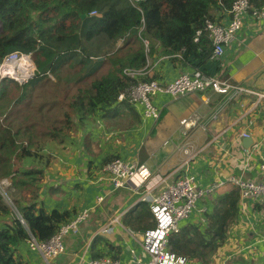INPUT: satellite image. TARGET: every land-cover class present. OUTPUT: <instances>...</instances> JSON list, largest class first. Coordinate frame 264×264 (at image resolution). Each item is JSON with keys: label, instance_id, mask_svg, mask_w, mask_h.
<instances>
[{"label": "crops", "instance_id": "0c3cea01", "mask_svg": "<svg viewBox=\"0 0 264 264\" xmlns=\"http://www.w3.org/2000/svg\"><path fill=\"white\" fill-rule=\"evenodd\" d=\"M213 13L220 23L228 21L225 11ZM120 45L121 41L116 42L117 47ZM212 62L218 68L215 74L246 88L264 91V20H255L247 14L223 56ZM191 71L161 54L155 44L147 57L145 76L171 81ZM153 102L160 110L157 120L143 118L137 104L117 102L120 104L98 110L81 122L75 116V127L62 142H48L57 147L49 151L54 160L35 161V166L44 171L39 184V205L46 211L66 210L70 218L83 209H90L91 213L80 224L79 233L63 237L64 253L49 261L22 242L15 255L23 264H87L96 257L129 264L132 259L146 255L129 230L141 234L146 221H149L146 228H152V213L149 208L150 215H145L144 208L135 211L137 195L127 188L112 189L109 176L101 168L113 158L131 160L158 175L152 193L173 181L183 169L201 185L231 175L253 181L261 179L264 100L243 94L226 102L221 95L206 90L178 98L157 94ZM215 109H220L218 117L201 127L200 123ZM187 117L195 118L197 124L184 133L179 121ZM241 132H247L250 143L239 138ZM186 150L193 154L192 159L185 154ZM232 187L226 184L212 197L201 199L182 225L205 227V214L212 209L213 197ZM101 195L104 201L96 205V198ZM238 206L235 223L209 261L188 260L180 264H264V210L252 199H240ZM116 209L128 211L121 224L106 227Z\"/></svg>", "mask_w": 264, "mask_h": 264}, {"label": "trees", "instance_id": "16d2710c", "mask_svg": "<svg viewBox=\"0 0 264 264\" xmlns=\"http://www.w3.org/2000/svg\"><path fill=\"white\" fill-rule=\"evenodd\" d=\"M232 1L135 0L134 3L131 0H0V63L11 53L31 54L41 75L47 71L54 72L60 63L75 55L58 56L56 43L66 38H73L65 49L67 51H79L78 45L100 35H104L111 44V49L102 55L87 54L78 59L84 66L92 67L86 77L99 72L105 63L109 67L105 73L79 84L68 103L70 110L63 114L57 125L42 131L37 139H33L30 132L28 144L18 142L19 132L4 125L6 121L0 119V178L7 179L9 184L5 192L11 200V204L6 202L0 194V264H23L15 255L22 242H26L30 236L37 241H47L61 224L71 219L66 210L46 211L39 205V184L44 171L35 166L38 157L34 155L31 145H39L38 148L43 149L47 141L62 142L75 127V116L81 122L98 110L128 103L127 100L117 103L118 94L135 82L122 73L123 69L145 68L155 44L159 45L161 54L191 70L215 74L218 68L210 58V40L205 31H202L197 42L194 36L197 30L203 29L206 19H215L214 10L226 11ZM249 3L260 8L264 0H249ZM93 10L100 16L88 15ZM81 22L88 25L84 40L78 37ZM144 39L148 41L147 50ZM118 41H121V45L117 47ZM36 81L32 84L35 85ZM10 86L20 85L11 80H4L0 84V115L7 112L9 102L4 100ZM27 88L25 84L21 85V93L13 102L14 107L27 98ZM25 157L32 161L29 167L15 165ZM239 200L236 187L213 197L212 209L205 214V227L187 223L181 226L179 233L169 236L171 253L185 261H209L224 243L231 225L237 219ZM141 208H144L145 215H150L145 202L134 210Z\"/></svg>", "mask_w": 264, "mask_h": 264}, {"label": "built area", "instance_id": "2783aa9c", "mask_svg": "<svg viewBox=\"0 0 264 264\" xmlns=\"http://www.w3.org/2000/svg\"><path fill=\"white\" fill-rule=\"evenodd\" d=\"M228 14V21L223 24L216 19H206L203 29L196 31L194 41L197 42L202 31H205L207 38L212 45L210 58L212 60L220 59L229 44L235 39L238 31L241 29L244 17L249 14L255 20H264V5L260 8L254 7L249 0H233L229 9L225 11ZM90 16H96L95 10L90 11ZM145 49H148V41L143 40ZM27 56L29 54H20ZM20 56V57H21ZM167 56V55H165ZM179 56V55H178ZM11 57L19 59L17 53L7 55L0 63V84L4 80L15 81L22 84L24 75L17 71V67L5 68L3 65ZM169 57V56H168ZM124 75L135 80L131 86L117 96V102L127 100L132 105L141 107L143 118L157 120L160 116V110L154 104L153 99L157 94H168L171 98L187 96L189 94L205 92L211 90L221 95L225 101L237 100L241 95L254 96L256 100H264V91H257L244 87L241 84L232 83L223 78L220 74H205L200 70H192L190 73H181L171 81H164L158 78L146 79L145 68H124ZM46 74L51 76L47 71ZM220 109H215L200 126L205 128L208 123L214 121L219 115ZM179 124L183 127L182 132L197 124L195 118H182ZM248 137L247 132H241L239 138ZM216 139V138H215ZM188 158L192 159L193 154L185 151ZM261 179L253 181L238 176H228L209 184H198L191 174L185 169L178 171V175L173 181L163 187L160 191L152 193V188L157 182L158 175L143 170L141 165H137L131 160H125L119 157L113 158L102 166V170L109 176L110 184L113 190L127 188L131 193L137 195V205L133 209H139L140 204L145 202L152 213L154 226L146 228L149 221L144 223L145 229L141 232L142 239H139L138 232L129 230V233L142 246L145 256L134 258L129 264H180L185 262L183 258H177L170 251L168 243L169 236L180 232L182 223L185 222L191 213L197 207V203L203 198L212 197L215 192L226 184H230L239 190L240 199H252L259 203L264 210V152L259 162ZM5 180L8 183L7 179ZM5 182H0V194L4 200L11 204V200L4 187L8 186ZM104 201V196L96 198V205ZM127 209L115 210L108 219L107 226L121 224V218L126 215ZM90 209L78 211L75 216L67 222L60 225L47 241H37L30 236L26 241L29 249L39 251L46 261L63 254L65 251L63 237L68 234L79 233L80 224L89 218ZM21 222L23 220L18 215ZM87 264H121L117 260L109 257H96L89 259Z\"/></svg>", "mask_w": 264, "mask_h": 264}, {"label": "rangeland", "instance_id": "374dc122", "mask_svg": "<svg viewBox=\"0 0 264 264\" xmlns=\"http://www.w3.org/2000/svg\"><path fill=\"white\" fill-rule=\"evenodd\" d=\"M135 3V0H131ZM118 5V4H117ZM96 15L95 17H99ZM93 19V18H92ZM88 28V25L81 22L78 29V37L84 40V31ZM77 36V35H76ZM73 38H66L65 40L56 43L59 50V57L63 58L69 56L68 54H75L70 56L69 60L64 63H60L55 71H48L51 76L47 78L46 74L43 73L39 75L36 65L31 54L27 55L28 61H30L31 67L29 70V75L24 76L22 84L17 83L18 87L10 86L7 91L4 102H9L7 112L0 115L2 121H6L4 125H9L14 131H18L17 141L24 142L28 144L27 138L28 133H32L31 137L37 139V136L46 129L50 128L52 125H57L63 114L70 109L68 108V103L70 101L75 88L80 84L88 82L91 78L99 73H105L108 69V64L105 63L99 72L94 75L86 74L92 69L91 66H84L79 63V58L86 57L87 54L102 55L111 49V44L109 40L104 36L100 35L90 41H86L81 45H78L79 51H67L65 50L68 44ZM62 52V53H61ZM65 54V55H64ZM21 55H18L20 57ZM59 61V60H58ZM56 61V63L58 62ZM218 61V60H216ZM58 64V63H57ZM5 67V63L3 65ZM6 68V67H5ZM37 80L35 85L32 84L34 80ZM25 84L27 86V98H25L21 104H17L14 107V100L20 95L21 85ZM71 112V111H70ZM7 118V120H6ZM26 133L24 134V132ZM47 141L43 149H39V145H31L34 149V155L38 157L37 163L51 162V154L49 151L56 150L57 147ZM57 142V141H53ZM41 144V143H40ZM32 163L30 158H23L21 162L15 165L28 166ZM0 180H2L0 178ZM0 182H7L5 180ZM8 185V184H7ZM7 186L4 187V191Z\"/></svg>", "mask_w": 264, "mask_h": 264}, {"label": "bare ground", "instance_id": "6f19581e", "mask_svg": "<svg viewBox=\"0 0 264 264\" xmlns=\"http://www.w3.org/2000/svg\"><path fill=\"white\" fill-rule=\"evenodd\" d=\"M5 67H17V71L19 73H22L24 76L29 75V70L31 67L30 61H28L27 56H21L19 59H16V57H11L7 60V63Z\"/></svg>", "mask_w": 264, "mask_h": 264}, {"label": "water", "instance_id": "95a60500", "mask_svg": "<svg viewBox=\"0 0 264 264\" xmlns=\"http://www.w3.org/2000/svg\"><path fill=\"white\" fill-rule=\"evenodd\" d=\"M250 141H251V138H245L244 139V142H249L250 143ZM139 239H142V237H143V235L142 234H138V236H137ZM184 260V259H183Z\"/></svg>", "mask_w": 264, "mask_h": 264}]
</instances>
